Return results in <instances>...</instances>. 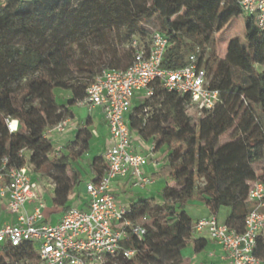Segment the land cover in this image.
<instances>
[{"label":"trees","instance_id":"16d2710c","mask_svg":"<svg viewBox=\"0 0 264 264\" xmlns=\"http://www.w3.org/2000/svg\"><path fill=\"white\" fill-rule=\"evenodd\" d=\"M240 0H0V162L27 167L37 178L55 181L52 204L67 212L68 198L82 185L67 159H55L47 132L68 117L61 112L56 90L68 91V105L83 100L93 79L104 70H125L133 60L130 43L149 45L158 32L168 40L162 68L177 70L197 54L209 88L217 91L214 109L195 121L187 97L159 84L152 96L131 108L129 130L155 151L163 145L161 167L151 175L164 181L159 202L139 199L124 220L145 234L130 237L109 264H181V252L206 247L192 238L188 203H202L215 216L228 208V229L240 233L254 205L249 182L264 185V32L243 14ZM241 18L245 46L229 40L218 55L216 24ZM128 45V49H124ZM159 109L149 113L152 102ZM6 121H15L10 132ZM80 135L69 146L84 141ZM22 152V154H20ZM64 171L54 174L56 167ZM69 170V175L66 174ZM93 181L102 177V157L90 163ZM254 257L264 264V234L256 240ZM37 264L33 244L0 246V264Z\"/></svg>","mask_w":264,"mask_h":264},{"label":"built area","instance_id":"2783aa9c","mask_svg":"<svg viewBox=\"0 0 264 264\" xmlns=\"http://www.w3.org/2000/svg\"><path fill=\"white\" fill-rule=\"evenodd\" d=\"M239 5L264 32V0H240ZM167 46L168 40L158 32L151 35L147 46L133 39L131 65L125 70L102 71L87 87L85 98L75 103L85 107L89 115L101 112L112 142L102 155V177L84 185L87 209L70 208L57 225L43 223L45 203L31 172L27 167L8 168L6 159L0 162V201L5 203L7 215L14 218L12 224L0 226V246L16 248L30 242L37 264H109L120 254L125 259L133 256L132 251L122 249V244L130 237L140 240L145 229L124 220L129 209L111 194V183L127 180L138 189L153 184L145 168L150 164L149 156L156 153L154 143L146 147L149 156L133 152L127 117L134 99L139 94L141 101L149 99L157 83L168 92L187 97L186 111L195 121L212 111L219 100L218 92L209 88L205 70L198 67L197 54L189 55L180 69L162 68ZM6 123L10 132L16 130L15 121ZM68 123L62 120L47 135L64 133ZM248 186V201L254 207L240 233L228 229L215 216L201 219L192 227V234L205 235L222 249L227 264H261L253 252L257 238L264 234V185L249 182ZM30 204L35 205L29 214L26 207Z\"/></svg>","mask_w":264,"mask_h":264},{"label":"crops","instance_id":"0c3cea01","mask_svg":"<svg viewBox=\"0 0 264 264\" xmlns=\"http://www.w3.org/2000/svg\"><path fill=\"white\" fill-rule=\"evenodd\" d=\"M71 94L68 91H60L57 95V102L61 106V112L62 113H68V117L65 119L69 121L68 127L62 134H51L48 135V138L51 139L53 144V150L59 154V152H64L68 145L70 143H73L76 138L80 135V137H86L88 140V143L91 144L93 147L90 149V154L86 155V159L84 160V165H82V169L78 168L76 165V161L78 162V159L74 156L72 151H68V156L70 153L72 154V157L70 156L67 159V163L69 164L70 168L75 169L79 175L82 178V185L78 189V191L71 195L68 198L67 205H69L71 208H76L79 210H85L87 209V196L85 194L84 185L92 181L95 177L93 173L90 170V163L94 157H102V155L112 146V142L109 139L108 136V129L106 126V122L103 119V116L99 110L94 111L91 115L87 113V110L83 106H78L77 104L68 105L67 101L69 100ZM139 100L141 101V95H137L134 99L133 103H138ZM138 101V102H137ZM132 145H133V152L136 154L147 156V144L146 142L140 141L139 137L132 133ZM74 147V146H71ZM66 156L64 158H66ZM149 156V155H148ZM164 158V155H160L158 152L154 153L153 155L149 156V165L145 168V173L147 176L151 177L152 174L157 172V170L161 167L162 160ZM84 170V171H83ZM70 171L68 172L69 175ZM32 181L36 184V178L32 173L30 174ZM37 185V184H36ZM151 188L154 187V192L151 191V189L145 191V189H139L138 191L132 192L134 188L131 186V183L127 180L125 181H113L111 183V194L115 196L117 201L124 207L129 208L130 204L132 203L131 200L136 199H153L155 202H159L161 191L164 187V183L162 181H155L153 180ZM37 193L41 196L45 203V209L43 211L44 220L43 223L49 224V225H57L62 217V215L65 213L61 208H56L52 204V198L53 193L49 192V194L46 193V191L39 189L37 186ZM159 191V192H158ZM154 193V195H153ZM124 194L128 197L129 201H131L129 204H123L124 202H121L119 200V195ZM148 195H152V197H148ZM135 200V201H136ZM134 202V201H133ZM35 204L27 205L26 209L27 212L30 214L33 211ZM199 203L196 201H192L188 203L187 207L193 208L195 206H198ZM186 207V209H187ZM204 210L201 213H198L195 215V222L193 225L201 220L206 219L210 216V213L203 205ZM186 214L191 218V216L186 211ZM229 215V209L228 208H220L217 214L215 215L216 219L220 223H225L227 217ZM13 217L7 215L5 211V203L0 201V226L4 224H12L13 223ZM193 239H203L206 241V247L204 249L208 250V258L211 261V264H227V261L224 260V253L222 252V249L214 244L211 240L208 239L205 235H194L192 234ZM204 249L199 253H194L191 248L188 250H191L195 255H199L204 251ZM190 252V251H189ZM181 264H199L197 260L194 258L192 259H186L183 256V251L181 252Z\"/></svg>","mask_w":264,"mask_h":264},{"label":"rangeland","instance_id":"374dc122","mask_svg":"<svg viewBox=\"0 0 264 264\" xmlns=\"http://www.w3.org/2000/svg\"><path fill=\"white\" fill-rule=\"evenodd\" d=\"M216 26H217V28H216V30H217V32H216V41H217V46H218V55H219L220 58H223V56H225V54H226V45H227L229 40L236 39L239 42V45L241 47L245 46L243 22H242L241 18L234 19V20L230 21L228 24H225V25L216 24ZM128 47L129 46L126 45L124 49H128ZM59 92H60V90H56V92H55L56 96L59 94ZM140 103H141L140 100H139L138 103H133L131 108H133L134 106H137ZM157 109H159V106L154 101V102H152V104H151L150 108L148 109V111L151 114V113H154L155 111H157ZM146 144L147 145H151V141H147ZM92 147L93 146L88 143V140L85 137L84 141L78 143L76 146H74V147L69 146V147H67V149L64 152L60 151L59 154H57L55 152V159H58V160L62 161L64 159V157L67 155L68 151H72L74 156L76 157V159H78V162L76 161V165L78 166V168L82 169V167H83L82 165H84V160L87 157L86 155L90 154L89 151H90V149ZM163 150H164L163 145H159V149H158L157 152L160 155H164L165 153L163 152ZM253 167H254V169L257 172H261V170L264 169V159H263L262 162L255 164ZM62 171H64V167H62V166L56 167L54 169V174H59ZM65 172H66V174H68L69 170H66ZM35 180H36V184H37L39 189H42V190L46 191L47 194H49V192H52V193L54 192L55 181L53 179H51V178H36ZM162 182L164 183V181H162ZM149 189H151V191L154 192V187L153 188L147 187V188H145V191H147ZM138 190L139 189H136V190L133 189L131 191L135 192V191H138ZM153 195H154V193H153ZM127 196H125L124 194H120L118 197H119V200L121 202H124L123 204H125V203L129 204L131 201L135 202L136 199H133V200L129 201ZM148 197H152V195H148ZM198 203H199L198 206H195L193 208L187 207V209H186L188 214L191 216V220H192L193 223L195 222L194 221L195 220V215H197L198 213L203 212V210H204L203 204L200 203V202H198ZM208 253H209V251L206 250V249H204V251L202 253H200L199 255H195L191 250H188V249H184L183 250V256L186 259H191V258L193 259L194 258V260L196 259L199 264H211V261L208 258ZM23 263L33 264L32 261L29 262V261H26V260H24Z\"/></svg>","mask_w":264,"mask_h":264}]
</instances>
